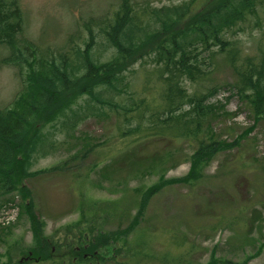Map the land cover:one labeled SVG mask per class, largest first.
Wrapping results in <instances>:
<instances>
[{
  "label": "rangeland",
  "instance_id": "rangeland-1",
  "mask_svg": "<svg viewBox=\"0 0 264 264\" xmlns=\"http://www.w3.org/2000/svg\"><path fill=\"white\" fill-rule=\"evenodd\" d=\"M133 1L160 8L188 0ZM119 2L19 0L21 39L56 60L72 46H83L85 27L95 35L96 24L108 20ZM256 11L258 16L224 32L247 53L264 30V9ZM89 50L96 64L112 53L99 37ZM5 53L0 47V56ZM155 67L148 57L136 60L113 101L128 105L130 97H142L147 72ZM232 79L226 67L213 74L216 90L206 103L213 113L196 140L149 138L121 154L113 115L59 126L85 96L70 99L69 109L52 121L47 116L28 123L29 137L39 131L41 139L22 184L0 192V264H264V116L253 115L232 94ZM157 84L152 78L146 95L155 104ZM182 85L191 92V82ZM25 89L16 67L0 65V109L11 107ZM203 145L210 154H198ZM149 189L156 193L144 198ZM98 234L110 244L83 251V239ZM38 236L46 246L45 262L35 258ZM29 253L35 257L21 262Z\"/></svg>",
  "mask_w": 264,
  "mask_h": 264
},
{
  "label": "trees",
  "instance_id": "trees-1",
  "mask_svg": "<svg viewBox=\"0 0 264 264\" xmlns=\"http://www.w3.org/2000/svg\"><path fill=\"white\" fill-rule=\"evenodd\" d=\"M258 8L264 9V0H188L160 8L120 0L111 17L96 24L95 35L85 27L88 37L82 48L72 46L53 60L21 39L24 16L19 0H0V47L6 52L0 56V65L16 67L26 83L23 96H18L11 107L0 109V192L13 190L28 176V157L41 138L39 131L29 137L26 125L34 120L37 125L47 116L54 120L69 109L70 99L75 97L85 96L80 108L63 115L59 126L74 128L83 117L113 115L119 122L116 133L121 154L149 138L196 140L202 123L213 113V106L206 103L216 90L211 85L212 76L221 67L232 73V94L253 115L264 116V30L251 53L244 52L224 33L258 16ZM94 37L112 50L103 64L92 59L89 48ZM146 57L156 67L147 72L142 97H130L128 105L114 102L127 85L124 72ZM154 77L158 79L156 104L146 96ZM185 79L193 84L191 92L182 85ZM207 146H201L198 154H210ZM149 191L144 198L155 192ZM30 218L35 222L32 214ZM39 237L38 255L33 252L32 256L45 262L46 246ZM83 240L86 248L82 250L90 253L110 244L101 234L88 242Z\"/></svg>",
  "mask_w": 264,
  "mask_h": 264
},
{
  "label": "flooded vegetation",
  "instance_id": "flooded-vegetation-1",
  "mask_svg": "<svg viewBox=\"0 0 264 264\" xmlns=\"http://www.w3.org/2000/svg\"><path fill=\"white\" fill-rule=\"evenodd\" d=\"M33 258H32V255H31V253H29L24 259H22V260H20L21 262L22 261H25V262H27V261H30V260H32Z\"/></svg>",
  "mask_w": 264,
  "mask_h": 264
}]
</instances>
